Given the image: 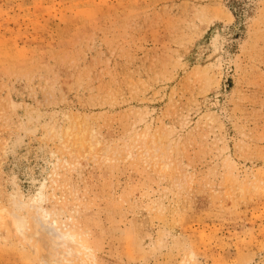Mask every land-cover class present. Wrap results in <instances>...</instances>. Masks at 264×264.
<instances>
[{
  "label": "rangeland",
  "instance_id": "1",
  "mask_svg": "<svg viewBox=\"0 0 264 264\" xmlns=\"http://www.w3.org/2000/svg\"><path fill=\"white\" fill-rule=\"evenodd\" d=\"M0 216V264H264V0H0Z\"/></svg>",
  "mask_w": 264,
  "mask_h": 264
},
{
  "label": "bare ground",
  "instance_id": "2",
  "mask_svg": "<svg viewBox=\"0 0 264 264\" xmlns=\"http://www.w3.org/2000/svg\"><path fill=\"white\" fill-rule=\"evenodd\" d=\"M43 209H39V216L42 218L44 215L42 214ZM0 222H2V217L0 216ZM55 224H51L48 228L49 232H52L53 235V247L54 256H62V255H71L73 253H78L81 249H86V247L76 241V236L70 231H63L58 229ZM24 231V230H23ZM22 232V231H21ZM61 245L62 248L60 250L57 249V246ZM58 264V262H56Z\"/></svg>",
  "mask_w": 264,
  "mask_h": 264
}]
</instances>
